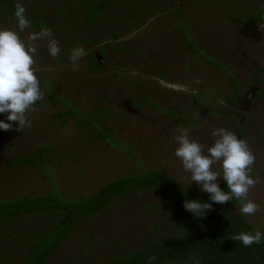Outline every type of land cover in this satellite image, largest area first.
<instances>
[{
  "label": "rangeland",
  "instance_id": "374dc122",
  "mask_svg": "<svg viewBox=\"0 0 264 264\" xmlns=\"http://www.w3.org/2000/svg\"><path fill=\"white\" fill-rule=\"evenodd\" d=\"M42 1L46 9L39 10L50 23L51 38L60 52L50 57L45 39L32 41L42 98L26 112V126L0 131V200L52 191L79 200L108 181L152 170L187 190H196L199 187L188 180L174 155L175 135L187 131L206 148L213 140V127L232 131L239 126L236 135L254 155L249 175L256 183L247 198L257 204L255 213L242 214L264 233V94L257 96L260 89L264 93V73H254L264 67V21L240 27L226 17L244 16L263 7L264 0H177L183 19L173 13L168 0H141L136 16L132 0H116L115 7L108 8L88 30L78 24L84 0ZM16 2L34 17L42 5L39 0ZM62 2L59 16L57 3ZM0 26L14 28L15 20L1 19ZM113 27L119 30L116 40L110 33ZM180 27L199 47L198 53L184 47ZM31 31L36 30L26 28L19 35L28 42ZM71 44L85 50L75 69L68 59ZM103 46L106 51L100 56ZM89 53L101 60L100 70L89 69ZM228 75L236 77L241 93L236 105L226 101L233 94ZM258 75L260 81L255 80ZM201 94L205 100L198 102ZM68 106L77 109V114L64 119L53 116ZM82 114L105 117L100 126L112 129L110 139L115 143L93 137ZM39 146L47 147L42 165L5 163L11 157L35 154ZM213 167L218 170V165ZM160 195L161 189L154 188L117 198L81 220L43 264H101L178 233L171 205L150 207ZM239 207L231 208L234 215L241 213ZM51 217L44 212L36 219L22 216L0 221V264L20 263L25 245L38 234L33 227L49 225ZM23 219L31 224L30 229L24 228Z\"/></svg>",
  "mask_w": 264,
  "mask_h": 264
},
{
  "label": "trees",
  "instance_id": "16d2710c",
  "mask_svg": "<svg viewBox=\"0 0 264 264\" xmlns=\"http://www.w3.org/2000/svg\"><path fill=\"white\" fill-rule=\"evenodd\" d=\"M52 1V0H48ZM116 0H84L79 17L78 24L84 30H88L108 8L116 5ZM159 2V0H154ZM173 7V13L181 16L177 0H168ZM41 5L36 8L34 17L25 12L29 19L30 29L39 30L41 26H46L49 30L51 25L45 18L41 9H46L43 1L39 0ZM16 0H0V20L13 18L12 12L15 9ZM63 2L57 3L58 13L62 16L61 11ZM132 12L136 16L141 7V0H132ZM150 14H154L151 12ZM74 15V12L72 13ZM226 17L238 24L240 27H247L256 22L264 21V6L251 10L244 16L227 14ZM14 19V18H13ZM15 20V19H14ZM181 38L185 48L192 53H198L199 47L191 41L187 33L180 27ZM113 40L119 38V30L113 27L110 30ZM82 38V36H79ZM74 46L71 44V48ZM106 48L103 46L99 49L98 54L103 56ZM89 57V69L98 71L102 68V62L97 56L91 53ZM206 60L221 68L214 58L206 56ZM254 73H264V67L254 70ZM261 76H256L255 80L260 81ZM230 88L233 92L226 101L236 105L241 93L236 83L234 75H228ZM263 91L260 89L257 96L262 97ZM41 100V99H40ZM40 100L34 105L39 104ZM198 102L205 100V95L197 96ZM65 104L68 101L64 100ZM104 113V109L98 112ZM78 110L68 106L67 110L55 113L54 117H64L77 114ZM83 123L89 126L93 132V137L106 139L109 143H115L110 139L112 129L108 131L100 126V121H106V118L94 119L82 114ZM65 120H62L64 123ZM245 124H242L244 126ZM240 130L239 126L234 127L232 132L235 134ZM243 129H241V132ZM47 147L39 146L35 154L23 155L21 157H11L5 161L8 166L21 165H42L43 155ZM131 155V151H129ZM224 187L222 179L218 183ZM154 188L161 189V195L158 201L154 202L151 208L161 204L171 205L173 215L175 216L178 233L160 237L146 245H142L126 254L114 256L101 264H149L146 257H154L151 264H264V239L259 243H253L248 246L242 245L239 241L232 240L235 233L241 231L254 232L255 227L244 217L242 213L234 215L231 208L239 206L241 201L233 197L231 201H225L223 204L213 203L212 208L203 217H193L192 214L182 207V200L185 198L207 199V193L199 189L187 190L181 185H177L169 176L157 171H147L144 173H129L117 179L108 181L100 186L95 192L88 196H81L79 200H70L64 198L56 191L46 192L41 195L22 194L15 198L0 200V221L6 219H15L19 217H42L44 212H49L52 217L49 219L50 224L40 228L34 226L37 235L34 239L25 245L22 252L21 262L18 264H43L49 256L60 246L65 238L76 228L78 223L90 216L101 212L105 207L111 205L117 198L124 197L130 191L142 190L149 192ZM225 190L226 187H225ZM25 229H30L25 219L22 220ZM1 230V227H0ZM10 235V233H8ZM1 237V234H0Z\"/></svg>",
  "mask_w": 264,
  "mask_h": 264
},
{
  "label": "clouds",
  "instance_id": "9594fccd",
  "mask_svg": "<svg viewBox=\"0 0 264 264\" xmlns=\"http://www.w3.org/2000/svg\"><path fill=\"white\" fill-rule=\"evenodd\" d=\"M12 16L15 19L14 28L0 26V113L4 116L0 119V131L26 126V112L42 98L33 59L36 46L32 41L45 39L50 57L54 58L60 52L57 41L51 38L46 26L29 32L28 42L21 38L19 32L29 27V19L22 3L17 2ZM84 54L85 50L81 46L70 49L68 59L73 62V69ZM210 134L213 140L206 148L190 138L187 131L174 137L173 152L179 158L183 170L188 173V180L194 181L201 191L207 193V199H183L182 207L193 217H203L213 203L223 204L235 197L241 201V213H255L256 202L247 198L249 189L256 183L249 175L254 155L247 142L222 126L213 127ZM214 165H218V170ZM217 177L222 179L224 187L219 186ZM231 239L248 246L264 239V233L259 229L254 232L241 231L233 234ZM146 259L151 264L154 257L149 255Z\"/></svg>",
  "mask_w": 264,
  "mask_h": 264
}]
</instances>
